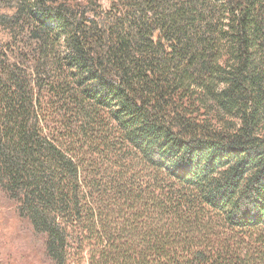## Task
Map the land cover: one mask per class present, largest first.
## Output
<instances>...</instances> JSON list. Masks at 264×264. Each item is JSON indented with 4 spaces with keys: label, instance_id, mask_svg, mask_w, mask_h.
I'll list each match as a JSON object with an SVG mask.
<instances>
[{
    "label": "trees",
    "instance_id": "trees-1",
    "mask_svg": "<svg viewBox=\"0 0 264 264\" xmlns=\"http://www.w3.org/2000/svg\"><path fill=\"white\" fill-rule=\"evenodd\" d=\"M0 195L46 264H264V0H0Z\"/></svg>",
    "mask_w": 264,
    "mask_h": 264
},
{
    "label": "rangeland",
    "instance_id": "rangeland-1",
    "mask_svg": "<svg viewBox=\"0 0 264 264\" xmlns=\"http://www.w3.org/2000/svg\"><path fill=\"white\" fill-rule=\"evenodd\" d=\"M38 246L0 195V264H46L36 254Z\"/></svg>",
    "mask_w": 264,
    "mask_h": 264
}]
</instances>
